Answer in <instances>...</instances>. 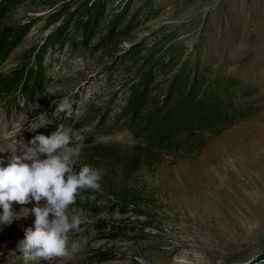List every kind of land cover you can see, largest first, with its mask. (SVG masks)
<instances>
[{"label":"rangeland","instance_id":"obj_1","mask_svg":"<svg viewBox=\"0 0 264 264\" xmlns=\"http://www.w3.org/2000/svg\"><path fill=\"white\" fill-rule=\"evenodd\" d=\"M146 56L173 58L204 87L238 79L255 91L237 93L252 114L204 132L198 152L145 148L122 111ZM64 97L71 117L56 111ZM41 116L50 124L32 131ZM0 122L25 145L70 129L83 145L74 169L102 177L69 206L79 251L29 264H264V0H0ZM10 155L0 140V166ZM34 219L0 224V264H24Z\"/></svg>","mask_w":264,"mask_h":264},{"label":"clouds","instance_id":"obj_2","mask_svg":"<svg viewBox=\"0 0 264 264\" xmlns=\"http://www.w3.org/2000/svg\"><path fill=\"white\" fill-rule=\"evenodd\" d=\"M73 103L64 97L56 111L71 117ZM48 124L41 116L31 124V129L35 131ZM71 144L70 129L60 126L49 136L36 135L28 145L15 140L7 166H0V224H11L13 219L29 215L35 218L33 227L25 229L24 239L17 245L24 264L38 259H71L79 251L76 244L69 247L68 234L79 231L82 221L76 215L69 217V206L81 190L99 191L102 177L99 170L87 165L78 171L74 169L83 145ZM29 203L35 206L30 210L21 208L19 215L14 214L13 204Z\"/></svg>","mask_w":264,"mask_h":264},{"label":"trees","instance_id":"obj_3","mask_svg":"<svg viewBox=\"0 0 264 264\" xmlns=\"http://www.w3.org/2000/svg\"><path fill=\"white\" fill-rule=\"evenodd\" d=\"M142 68L122 114L127 128L145 148L171 151L185 147L198 152L204 145V132L233 125L254 110L253 102H240L242 96L237 93L255 91H244L238 79L226 77L204 87L197 72L185 66L173 73V58L155 61L146 56ZM171 72L172 77L165 80ZM42 76L44 80L43 70ZM158 76L166 81V87L159 89L163 85L155 83Z\"/></svg>","mask_w":264,"mask_h":264},{"label":"bare ground","instance_id":"obj_4","mask_svg":"<svg viewBox=\"0 0 264 264\" xmlns=\"http://www.w3.org/2000/svg\"><path fill=\"white\" fill-rule=\"evenodd\" d=\"M20 140V139H19ZM22 140V139H21Z\"/></svg>","mask_w":264,"mask_h":264}]
</instances>
